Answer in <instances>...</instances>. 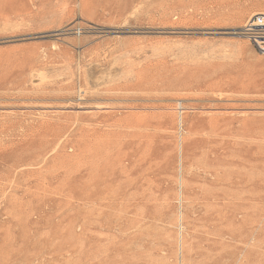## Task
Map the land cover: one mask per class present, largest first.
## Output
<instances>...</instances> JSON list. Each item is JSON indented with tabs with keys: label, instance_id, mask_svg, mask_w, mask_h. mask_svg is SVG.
I'll list each match as a JSON object with an SVG mask.
<instances>
[{
	"label": "rangeland",
	"instance_id": "1",
	"mask_svg": "<svg viewBox=\"0 0 264 264\" xmlns=\"http://www.w3.org/2000/svg\"><path fill=\"white\" fill-rule=\"evenodd\" d=\"M255 12L0 0V264H264Z\"/></svg>",
	"mask_w": 264,
	"mask_h": 264
},
{
	"label": "built area",
	"instance_id": "2",
	"mask_svg": "<svg viewBox=\"0 0 264 264\" xmlns=\"http://www.w3.org/2000/svg\"><path fill=\"white\" fill-rule=\"evenodd\" d=\"M242 35L260 54H264V14L251 15L240 29Z\"/></svg>",
	"mask_w": 264,
	"mask_h": 264
},
{
	"label": "bare ground",
	"instance_id": "3",
	"mask_svg": "<svg viewBox=\"0 0 264 264\" xmlns=\"http://www.w3.org/2000/svg\"><path fill=\"white\" fill-rule=\"evenodd\" d=\"M254 14H264V12H255V13H253V15ZM41 76V75H40Z\"/></svg>",
	"mask_w": 264,
	"mask_h": 264
}]
</instances>
